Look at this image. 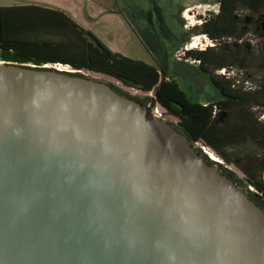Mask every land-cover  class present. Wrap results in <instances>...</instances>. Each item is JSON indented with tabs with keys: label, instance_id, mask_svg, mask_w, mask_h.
I'll return each instance as SVG.
<instances>
[{
	"label": "water",
	"instance_id": "water-1",
	"mask_svg": "<svg viewBox=\"0 0 264 264\" xmlns=\"http://www.w3.org/2000/svg\"><path fill=\"white\" fill-rule=\"evenodd\" d=\"M84 71L0 61V264H264V210Z\"/></svg>",
	"mask_w": 264,
	"mask_h": 264
},
{
	"label": "trees",
	"instance_id": "trees-1",
	"mask_svg": "<svg viewBox=\"0 0 264 264\" xmlns=\"http://www.w3.org/2000/svg\"><path fill=\"white\" fill-rule=\"evenodd\" d=\"M215 2L218 12L199 28L212 45L186 50L219 91L221 98L212 102L190 101L179 83L168 77L165 64L157 67L112 53L63 11L37 4L0 6V61L70 66L113 77L126 87L152 91L153 97L139 99L110 84L142 103L157 101L177 117L191 143L210 147L242 173L244 190L264 210V0ZM221 69L227 73H218ZM246 74L249 79L242 77ZM249 80L252 85H245ZM195 150L242 188L234 173L210 160L200 147Z\"/></svg>",
	"mask_w": 264,
	"mask_h": 264
},
{
	"label": "rangeland",
	"instance_id": "rangeland-1",
	"mask_svg": "<svg viewBox=\"0 0 264 264\" xmlns=\"http://www.w3.org/2000/svg\"><path fill=\"white\" fill-rule=\"evenodd\" d=\"M7 0H0V6L5 5ZM85 1V0H77ZM92 3L99 14L94 21L96 33L92 34L112 53H119L128 57L142 59L147 63H153L159 67L165 64L168 68V77L175 79L181 89L192 102L206 103L221 98L219 91L211 84L206 73L199 70L197 61L185 54V43L191 41L188 36L199 38L195 50L204 49L209 45V38L195 31L183 28V18L180 10L185 0H86ZM194 7L189 17L191 23H201L204 18L215 14L217 3L215 0H189L185 7ZM100 17V18H99ZM99 32H98V31ZM204 35V37H203ZM155 36L160 37L161 43ZM194 37V38H195ZM193 38V39H194ZM188 40V41H187ZM192 42H194L192 40ZM212 43V42H211ZM190 48V45L188 46ZM134 58V59H135ZM88 77L110 83L121 92L143 99L153 97V92H143L132 87H126L114 79L97 73L84 71ZM219 73V72H218ZM225 70V74H226ZM222 74V73H220ZM249 74L243 75L249 79ZM250 86V80L245 82ZM149 101H147V104ZM161 117L178 126V118L160 107ZM264 119V117H263ZM200 147L201 144H194ZM220 163L224 168L234 173L237 179L242 181V189L245 188L244 176L233 165ZM248 188V187H247Z\"/></svg>",
	"mask_w": 264,
	"mask_h": 264
},
{
	"label": "crops",
	"instance_id": "crops-1",
	"mask_svg": "<svg viewBox=\"0 0 264 264\" xmlns=\"http://www.w3.org/2000/svg\"><path fill=\"white\" fill-rule=\"evenodd\" d=\"M24 3H26V4H37V5L61 10L64 13H66L68 16H70L75 22H77L83 28L89 30L90 32L96 31V28L94 27V21L96 19H98L99 14L96 12L97 9L95 8V6L86 0L85 1H77V0H7L5 5H17V4H24ZM5 5H1V6H5ZM133 58H135V57H133ZM138 60H142V59H138ZM142 61H144V60H142Z\"/></svg>",
	"mask_w": 264,
	"mask_h": 264
},
{
	"label": "flooded vegetation",
	"instance_id": "flooded-vegetation-1",
	"mask_svg": "<svg viewBox=\"0 0 264 264\" xmlns=\"http://www.w3.org/2000/svg\"><path fill=\"white\" fill-rule=\"evenodd\" d=\"M189 0H185V4L183 5V7H182V9L180 10V15H181V17L183 18V28L184 29H187V30H192L193 32L197 29L198 31H199V28L201 27V25L203 24V22H205L206 20H208L210 17H212V16H209L208 18H204L203 17V21L200 23L199 21L197 22V23H191L190 21H189V17H191V18H194L195 17V15H190L189 14V12H191L192 11V9L194 8V7H198V6H201V5H194L193 7H185V5H187V2H188ZM198 0H196V2H197ZM218 12V4H217V9H216V12H215V14ZM214 14V15H215ZM196 24H200L199 25V27L198 28H194L195 27V25ZM196 35H194V36H192L191 37V34L188 36V39L190 38V42L187 44V42L184 44L185 45V47L184 48H186L187 50L188 49H192V48H189L188 46L192 43V40H193V38L195 37ZM156 37V39H158L159 40V42L161 43V39H160V37H158V36H155ZM203 37H204V35H203ZM188 41V40H187ZM158 42V41H157ZM185 52V54H186V50L184 51Z\"/></svg>",
	"mask_w": 264,
	"mask_h": 264
},
{
	"label": "bare ground",
	"instance_id": "bare-ground-1",
	"mask_svg": "<svg viewBox=\"0 0 264 264\" xmlns=\"http://www.w3.org/2000/svg\"><path fill=\"white\" fill-rule=\"evenodd\" d=\"M197 37H198V36H197ZM197 37H195V38L193 39L194 42H192V43L190 44V48H195V47H196V45H197V40L199 39V38H197ZM208 153H209V152H208ZM209 158L212 159L213 161L220 162V160H219L217 157H215L213 154H211V153H209Z\"/></svg>",
	"mask_w": 264,
	"mask_h": 264
},
{
	"label": "built area",
	"instance_id": "built-area-1",
	"mask_svg": "<svg viewBox=\"0 0 264 264\" xmlns=\"http://www.w3.org/2000/svg\"><path fill=\"white\" fill-rule=\"evenodd\" d=\"M209 45H212L211 41L209 42ZM219 73L225 74V69H221L218 71ZM153 113H155L158 116H161V113L157 110V108L153 109ZM249 190L253 191V188L251 186H247Z\"/></svg>",
	"mask_w": 264,
	"mask_h": 264
}]
</instances>
